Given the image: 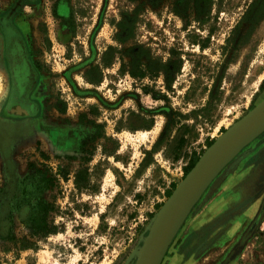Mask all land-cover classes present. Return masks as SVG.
<instances>
[{"label": "rangeland", "instance_id": "374dc122", "mask_svg": "<svg viewBox=\"0 0 264 264\" xmlns=\"http://www.w3.org/2000/svg\"><path fill=\"white\" fill-rule=\"evenodd\" d=\"M204 1L0 0V104L16 38L40 112L0 139V264H125L189 157L264 98V17L249 32L253 0ZM139 61L150 66L142 78L129 72ZM263 139L203 192L160 264H264V193L234 209L262 180ZM84 168L91 187L80 190ZM43 207L47 232H36L30 216Z\"/></svg>", "mask_w": 264, "mask_h": 264}, {"label": "water", "instance_id": "95a60500", "mask_svg": "<svg viewBox=\"0 0 264 264\" xmlns=\"http://www.w3.org/2000/svg\"><path fill=\"white\" fill-rule=\"evenodd\" d=\"M263 130L264 98L221 133L202 153L153 215L147 226L148 233L142 236L131 260L128 259L125 264H160L179 225L199 197L206 189V197L217 189L246 153L238 152ZM232 164L234 167L230 168ZM226 171L228 173L225 176ZM251 198L242 200L234 209L242 208Z\"/></svg>", "mask_w": 264, "mask_h": 264}, {"label": "flooded vegetation", "instance_id": "af4514ba", "mask_svg": "<svg viewBox=\"0 0 264 264\" xmlns=\"http://www.w3.org/2000/svg\"><path fill=\"white\" fill-rule=\"evenodd\" d=\"M17 44V39L14 38L15 48L11 49L10 53L7 51V49H5L3 59L4 65L8 66L6 55L9 54L12 62V68L7 67L10 82L9 94L0 104V139L4 140L9 136H13V134L23 132L24 129L26 131L31 129V126L29 125H36L38 123V120L40 119L37 98L33 96L37 85L32 77V68L21 49L18 48ZM12 99L15 101V104L17 106H21L24 110H22V114H20V116H12L7 112V108L9 106L7 104H9L10 100ZM3 143L5 145V143H7V140H5ZM260 165H262L263 167L262 180L255 181V184H257L258 187L244 198L246 199L252 197L251 200H249V202H247V204H245L244 206L249 205L253 200L259 199V197L264 193V183H262V181L264 182V159L262 160V163ZM248 178H250L249 175L247 176V179ZM252 189L253 188H251L250 191ZM258 211L260 213V217L264 215V198H262L259 203ZM256 223V220H254V222H252V225Z\"/></svg>", "mask_w": 264, "mask_h": 264}, {"label": "trees", "instance_id": "16d2710c", "mask_svg": "<svg viewBox=\"0 0 264 264\" xmlns=\"http://www.w3.org/2000/svg\"><path fill=\"white\" fill-rule=\"evenodd\" d=\"M204 5L206 7H209V0H205L204 1ZM196 6L199 8L198 6V3H196ZM252 11H254L253 14H250L252 13ZM264 17V8H263V2L261 0H253L248 8L245 10L244 14H243V19L246 20L248 23H250L251 25V28L249 29V32L251 30H253V27L258 24L262 18ZM239 27V24L236 25L235 28L238 29ZM119 37H121L119 40L120 41H123L126 39V36H121V34L119 33ZM141 62L139 61L138 64H136V66H133L131 70H129L130 74L134 77H139V78H142L145 76L146 72L148 71L149 69V65H143V64H140ZM109 64V61H105L104 65L107 66ZM145 66V67H144ZM96 69H98V66L95 67ZM147 69V70H146ZM165 69V68H164ZM91 81L93 83H98V79H91ZM167 84L168 86H170L171 84V80L167 81ZM192 89L193 87L190 86L187 91L185 92V96H188L191 94L192 92ZM185 128V131L186 130H189V126L184 124L183 126ZM185 131H182L177 139V142H176V150H175V156H174V159L177 160L178 158H180L181 156V152H182V148H183V145L186 144V141H187V138L185 137ZM197 135L196 132H194V136L192 137H195ZM214 139H210L207 141V146H210L212 143H213ZM145 153L149 154L150 151H145ZM201 154V153H200ZM200 154H193L189 157V163L185 166V174H187L190 169L194 166V164L197 162ZM60 173L62 174L63 178L66 179V175H67V172H63V170H59ZM92 176L90 174H88V171L86 168L84 169H81L79 171H77L76 173V176H75V179H74V183L76 185V187L78 189H86L88 188L89 186L91 187V185H89V181L91 180ZM174 186V184H173ZM97 188H94L92 191H96ZM171 191L172 189L168 190L167 191V196H169L171 194ZM160 205V204H159ZM47 212V208L46 207H43L41 210H37V211H34L33 214L30 216V219L32 221V226L33 228L36 230V232H38V230H40L41 232H44L47 230L46 228V223L44 221V217L41 215V213H46ZM153 214H151L150 216H152ZM100 217L102 218L103 217V214L100 215ZM41 222V223H39ZM38 228V230H37ZM51 232L54 231L55 232V228L53 230H50ZM47 232V231H46ZM49 232V231H48Z\"/></svg>", "mask_w": 264, "mask_h": 264}, {"label": "crops", "instance_id": "0c3cea01", "mask_svg": "<svg viewBox=\"0 0 264 264\" xmlns=\"http://www.w3.org/2000/svg\"><path fill=\"white\" fill-rule=\"evenodd\" d=\"M264 132V130L261 132V133H259L258 135H261L262 133ZM257 135V136H258ZM215 140V139H214ZM253 141H255V137L247 144V145H245L240 151L241 152H239V154L240 153H243V152H247V148H248V146L251 144V143H253ZM246 154V153H245Z\"/></svg>", "mask_w": 264, "mask_h": 264}, {"label": "bare ground", "instance_id": "6f19581e", "mask_svg": "<svg viewBox=\"0 0 264 264\" xmlns=\"http://www.w3.org/2000/svg\"><path fill=\"white\" fill-rule=\"evenodd\" d=\"M0 90H1V88H0ZM231 166H232V165H231ZM231 166H230V167H231ZM147 233H148V232H147ZM147 233H146V234H147Z\"/></svg>", "mask_w": 264, "mask_h": 264}]
</instances>
